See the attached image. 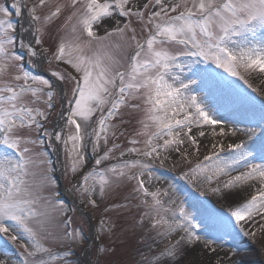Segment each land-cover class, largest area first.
<instances>
[{
    "label": "snow or ice",
    "instance_id": "snow-or-ice-1",
    "mask_svg": "<svg viewBox=\"0 0 264 264\" xmlns=\"http://www.w3.org/2000/svg\"><path fill=\"white\" fill-rule=\"evenodd\" d=\"M45 8L49 9L47 13L43 12ZM65 10L68 15L57 31H67L59 37L50 55H46L49 53V48L44 47L48 29ZM133 18L148 33L143 42L136 38ZM105 20L115 21L116 26L98 35L97 30ZM114 35L134 45V55L125 71H119L118 61L103 51L108 47L105 41ZM93 44L96 50L87 55L86 50ZM179 57L212 61L252 88L241 72L264 75V0H65L63 3L12 0L10 6L0 3V145L3 146L0 233L7 235L10 230L16 231L18 235L7 236L14 245L18 238L29 242L18 246L23 251L9 252L6 247H0V255L5 257L0 264H7L11 256L17 257L12 264H56L58 261L59 264H81L78 259H72L76 249L89 252V245L96 247L100 235L111 233L115 228L110 219H101L92 239L83 228L69 231L68 219L62 221L63 227L59 230L46 226L51 219L47 209L63 216L65 204L62 199L53 202L59 196L57 192L47 197L41 195L44 189L55 187L50 170H45L39 182L29 179L35 175L30 168L36 158L45 155L35 151L37 146L61 142L70 157V170L75 173L86 163L82 151L86 137L91 139L93 153L100 149L101 140L106 145L109 129L114 127L110 121L120 115L122 106L143 112L139 121L142 129L136 135L145 139L130 141L143 147L127 149L139 157L167 159L165 153H181L186 143L198 152V137L205 136V126H210L214 135L226 134L224 127L216 131V126L225 122L214 118L202 98L191 93L190 85L195 81L185 83L171 75ZM42 59H47L49 64L55 61L70 65L80 78L66 69L52 72L55 81L34 74L28 66L34 69ZM196 62L199 60H193ZM59 82L64 85L72 82L70 94L63 91L64 85ZM58 96L61 99L67 96L66 114H60L64 124L49 131L46 124ZM133 100L141 103H131ZM97 111L100 116L96 127L88 132L86 128ZM260 128L259 134L254 128H232L233 135L245 132L247 140L229 145L226 157L221 156L225 146L214 143L212 148L219 147V150L204 157L209 163L202 161L189 169L193 177L208 183L216 181L211 191L224 199H238L244 196L242 186H250L253 181L259 184L250 198L239 200L227 210L230 220L235 221L233 230L244 235H255L245 231V224L257 217L260 218L258 230L264 232V139H260L264 137V117ZM66 129L70 131L65 133ZM26 130L35 132L37 138H31ZM255 139L259 143L253 151L248 141ZM119 147L113 144L95 159V164L108 160ZM125 154L120 152L121 157ZM39 163L50 165L51 161L41 159ZM151 169V163L143 159L122 160L104 172L93 169L85 174L76 191L88 205L95 207L97 201L92 197L97 193L103 198L114 186L135 181L132 192L139 195L140 204L146 209L141 219L151 218V227L157 230L158 237L170 239L174 233H183L156 255L146 258L147 264H178L201 240L195 231L200 224L194 222L183 206L179 207L177 218L175 209L165 207L160 189L149 191L143 177L147 174L151 178ZM233 172L236 174L232 175ZM41 200L45 202L43 205ZM38 205L45 210H39ZM126 207V204H114L105 211ZM49 243L61 246V250H54ZM98 251H103V247ZM86 264L93 262L89 260ZM95 264H100L99 259Z\"/></svg>",
    "mask_w": 264,
    "mask_h": 264
},
{
    "label": "rangeland",
    "instance_id": "rangeland-1",
    "mask_svg": "<svg viewBox=\"0 0 264 264\" xmlns=\"http://www.w3.org/2000/svg\"><path fill=\"white\" fill-rule=\"evenodd\" d=\"M12 0H0V3H4L6 6H10ZM33 0H29L32 3ZM57 2L63 3L65 0H57ZM48 8L43 9V12L47 13ZM68 10H65L61 17L58 18L48 29V35L45 37L44 47L49 48V53L55 49L57 40L61 35H64L67 30L58 32L60 25L64 22ZM13 18H15L13 14ZM124 21L121 20V24ZM116 26V22L113 20H105L103 26L97 30L98 35H104L105 30H111ZM133 27L136 28V38L140 42H143L146 35H141L139 32V24L135 22L133 18ZM95 29V26H94ZM146 32V31H144ZM131 36V33H128ZM108 45L103 51L109 52L116 61H118L117 68L119 71H125L130 63V58L134 55V45H131V41H123L119 36H112L110 41H105ZM120 44V48H116L115 45ZM131 45V46H130ZM97 46L92 45L90 50H86L87 55H91L95 51ZM178 50V49H173ZM193 60H199V62L193 63ZM176 65L171 72L172 76L179 77L187 83L189 80L195 81L190 85L191 93L202 98L203 102L211 109V114L214 118H219L223 114H229L228 118L223 119L225 124L224 128L227 134H231L232 128L247 129L254 128L257 133L261 132L260 124L261 119L264 117V76L258 75V72H241V75L245 77L252 88L248 87V84L244 83L237 76H233L224 68L219 67L212 61H203L202 58L194 57H179L176 61ZM42 66L49 71H61L67 70L72 72L78 79L80 74L76 73L70 65L63 62H55L49 64L47 59L42 60ZM64 83V82H63ZM118 83V82H117ZM72 86V82L65 85L64 92L69 93V88ZM257 89V91H253ZM57 91L59 92L58 88ZM116 89H113L115 93ZM70 94V93H69ZM65 99L62 101L59 96L56 100V106L53 110L46 127L49 131L53 129L55 118L58 116L62 103L67 106ZM131 103H141L139 100H133ZM143 108V105H142ZM107 111V106L105 107ZM248 112H254V115H250ZM100 116V112L97 111L93 117L86 131L91 132L92 128L96 127V120ZM143 118V112L133 110L129 107H121L120 115L114 117L110 123L114 125L109 129L108 143L105 145L101 140L100 149L93 153L91 139L86 137L85 147L83 148V155L86 163L79 168L75 173L70 170V157L68 156L64 145L56 141L61 150V158L63 162V183L65 184L68 194L87 210L91 211L95 227L99 225L101 219H110L115 228L111 233H102L96 247L90 245L89 252L87 254L83 249H76V256L73 257V261L78 259L81 264H86L87 261H92L95 264L99 259L100 264H147V259L156 255L160 250L166 247L169 243L178 239L179 235L183 233H174L170 239H164L156 235V229L151 227V218L145 217L143 220L141 217L146 209L140 204L139 195L132 192L135 186V181H126L119 185L114 186L105 197H100L98 193L92 198L96 199L97 205L92 207L86 203V200L82 198L76 189L82 183V177L88 172L95 169L97 172H104L110 168L113 164H117L126 159H143L145 163H151L152 165V177L149 178L147 174L143 177L146 181V187L149 191L161 190V199L165 203V207L175 209L177 212V218H179V207L183 206L194 218V222L200 224L199 229L195 231L200 235L202 240L205 241V245L201 246L197 244L190 254L184 259L180 260L178 264H233V261H239V264H264V232L263 238H257L255 235H244L238 230H233L235 224L234 219L230 220L227 210L229 207L235 206L226 203L218 194H214L211 188L216 186V181L211 183L203 181L199 177H193L189 172L191 167H194L196 163L205 162L204 157L211 155L213 151H218L212 148V144H224L229 143L232 139L225 141L223 137L214 136L210 129V126H205L204 137H198L200 150L197 152L193 147H190L187 143L182 148L181 153H171L170 155L165 153L167 159L163 157L159 159L143 158L137 156L136 153H129L127 149L132 147H143L142 144L133 145L130 141L133 139L143 140L145 137L137 136L136 133L142 129V125L139 121ZM62 127V126H61ZM82 127H84L82 125ZM223 125L216 126V131ZM31 135V138H37L35 132L26 130ZM70 131L65 130V133ZM115 132V136L112 135ZM197 130H193V134H196ZM213 135V136H212ZM241 136L247 140V134L243 131H239L235 136ZM207 136L209 139L203 142V139ZM40 139H45L43 136ZM234 139V138H233ZM260 139H264L261 137ZM254 144L259 143V139L252 141ZM113 144L119 145V149L110 154L108 160H104L101 164L96 165L95 159L103 155L108 148ZM226 144L224 146H226ZM71 145H69V148ZM255 147V146H254ZM3 150V146L0 145V151ZM11 151V150H9ZM35 151L44 153L45 155L37 157L36 163H34L30 171L35 175L29 179H34L39 182L41 176L45 170H50L52 176L55 174L53 167L51 152L53 151L51 144L45 142L41 146H37ZM125 151V156L121 157L120 152ZM187 153V155H184ZM228 155L227 150L221 153L222 157ZM51 161L50 165H41L39 160ZM163 160V163H161ZM259 162V161H257ZM188 174L187 176L185 174ZM235 173V172H233ZM110 175V174H109ZM150 179V182H149ZM221 180L224 177L220 178ZM92 183V181H89ZM98 187V177H97ZM59 193L58 197L53 198L61 199L60 189L55 181L54 188H46L41 195L49 196L51 192ZM166 192L167 195H163ZM250 198V197H248ZM151 202V198H148ZM45 202L41 200V205ZM65 204V203H64ZM114 204H126L127 207L123 209H114L106 212L105 209ZM38 205V209L44 211L45 209ZM139 205V206H138ZM51 219L46 224L49 228L59 230L63 227L62 221L68 219L71 224L68 230L73 228H83L88 234L90 231L87 220L82 213L76 210L73 206L65 204V212L63 216L58 215L50 208L47 209ZM170 218V214H169ZM260 219L255 218L253 221L245 224V231L255 232V227L258 225L254 221ZM96 234V233H95ZM18 235L14 230H10L9 233H0V247H6L9 252L23 251L18 248L21 244L29 243L26 239H17L15 245L8 241L7 236ZM95 236L93 237V239ZM213 242H216L214 244ZM48 243V242H46ZM54 250H61V246L51 245ZM103 247V251H98L99 247ZM211 249H215L212 251ZM233 252L236 253L233 256ZM86 255V256H85ZM5 259L0 255V260ZM17 259L16 256H11L7 264H12ZM59 264V261L56 262Z\"/></svg>",
    "mask_w": 264,
    "mask_h": 264
},
{
    "label": "bare ground",
    "instance_id": "bare-ground-1",
    "mask_svg": "<svg viewBox=\"0 0 264 264\" xmlns=\"http://www.w3.org/2000/svg\"><path fill=\"white\" fill-rule=\"evenodd\" d=\"M258 75H262V74L258 73ZM262 76H264V75H262ZM248 113L250 115H254V112H248ZM227 115L229 116V114H226V113L223 114V116H225V118H228ZM223 116L221 115L219 117V119H221L222 121L224 119ZM222 125H223V127H224V125L227 126V124H225V123L222 124ZM214 136H215V138L218 137V136L223 137L222 139H224L225 141H227L228 139H232L229 143L227 142V144L226 143L223 144V145L226 144L225 150H227L228 149V146L231 145V144L239 143L241 140H246L243 137H241L240 135L239 136L233 135L232 132H231V134H227L226 133L223 136H221V135H218V136L217 135H214ZM208 137H210V136H207L206 138H204L203 139V142L206 141L207 139H209ZM248 143H249L250 146H252V150L255 151V147H254L255 144L252 141H248ZM256 144H258V143H256ZM235 174L236 173H232V175H235ZM258 187H259V184H257L255 181L250 182V186H242V191L244 192V196L239 197L238 199L237 198H232V197H229L228 199H224V198L223 199H224V201L226 203H229V204H232V205H236L239 202V200H243L244 198L250 197L251 194H254L255 189L258 188ZM258 220L260 221V219H258ZM254 222L255 223L257 222V224H258V221L257 220H255ZM254 231L257 234L256 236H257L258 239L261 237V235H263V232H261V231L258 230V225L255 227V230ZM261 238H263V236ZM213 243L216 244V242H213ZM197 244L203 246V245H205V241L202 240V238H201V240ZM197 244L195 245L196 248L198 247Z\"/></svg>",
    "mask_w": 264,
    "mask_h": 264
},
{
    "label": "water",
    "instance_id": "water-1",
    "mask_svg": "<svg viewBox=\"0 0 264 264\" xmlns=\"http://www.w3.org/2000/svg\"><path fill=\"white\" fill-rule=\"evenodd\" d=\"M37 68L39 69L40 68V65H39V63H38V66H37ZM44 76H46L47 78H49L50 80H54V78L51 76V75H49L48 73H45V72H43L42 73ZM62 118L60 117V120H61ZM60 120H58L57 121V123H56V127L57 126H59V124H60ZM58 172H59V175H61V173H62V164H61V161H60V167L58 168ZM57 180H58V182L60 183L61 181H60V178H58L57 177ZM60 185H61V183H60ZM62 186V185H61ZM81 210L83 209L82 207H80L79 205H77Z\"/></svg>",
    "mask_w": 264,
    "mask_h": 264
}]
</instances>
